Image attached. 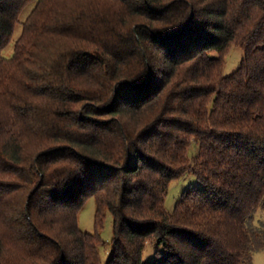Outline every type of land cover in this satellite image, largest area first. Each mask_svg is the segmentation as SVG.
<instances>
[{
	"label": "trees",
	"instance_id": "16d2710c",
	"mask_svg": "<svg viewBox=\"0 0 264 264\" xmlns=\"http://www.w3.org/2000/svg\"><path fill=\"white\" fill-rule=\"evenodd\" d=\"M186 171L201 185L168 211ZM257 249L264 0H0V264H253Z\"/></svg>",
	"mask_w": 264,
	"mask_h": 264
},
{
	"label": "rangeland",
	"instance_id": "374dc122",
	"mask_svg": "<svg viewBox=\"0 0 264 264\" xmlns=\"http://www.w3.org/2000/svg\"><path fill=\"white\" fill-rule=\"evenodd\" d=\"M34 3H29L21 12L19 21L17 22L14 37L18 35L21 30V22L31 10ZM13 51V41L3 50V55L8 57ZM243 55V51L240 46L233 45L229 53L225 56L223 64V74L227 75L232 72L238 65ZM201 184L195 175L186 171L177 180H174L165 196L164 205L168 211H172L176 200L179 198L182 191L188 189L189 187L195 186L199 187ZM94 210H95V199L90 197L87 199L83 207L78 213L77 223L81 230L92 232L94 227ZM112 234V216L108 210H106L102 228L100 231V236L103 241H109ZM158 248L155 241H148L142 251V258L144 260L151 259L154 254V250ZM100 250L101 259L104 260L106 257V248L102 244ZM253 264H264V249H257L253 253Z\"/></svg>",
	"mask_w": 264,
	"mask_h": 264
}]
</instances>
